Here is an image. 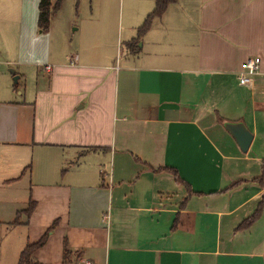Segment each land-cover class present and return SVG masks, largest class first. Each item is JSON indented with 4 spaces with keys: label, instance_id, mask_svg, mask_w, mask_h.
Segmentation results:
<instances>
[{
    "label": "crops",
    "instance_id": "obj_1",
    "mask_svg": "<svg viewBox=\"0 0 264 264\" xmlns=\"http://www.w3.org/2000/svg\"><path fill=\"white\" fill-rule=\"evenodd\" d=\"M40 1H15L21 28L0 49L11 264L52 227L30 264H63L65 241L72 264H264V205L251 220L264 202V0H177L138 40L155 0H128L132 37L113 61L107 31L71 47L42 33ZM96 7L107 22L112 1ZM254 57L260 74L241 86ZM227 124L252 134L247 153Z\"/></svg>",
    "mask_w": 264,
    "mask_h": 264
},
{
    "label": "rangeland",
    "instance_id": "obj_2",
    "mask_svg": "<svg viewBox=\"0 0 264 264\" xmlns=\"http://www.w3.org/2000/svg\"><path fill=\"white\" fill-rule=\"evenodd\" d=\"M16 0H0V49L12 48L14 46V36L21 28L22 10ZM58 0H52L53 17L50 27V34L65 47H71L87 41L94 28L100 31H107L110 49L108 50L111 61L116 59L121 53H125V42L129 41L130 27L132 20L127 16L128 0H110L112 7L108 14L107 22L97 20V2L100 0H61V7L55 9ZM96 21H100L97 24ZM19 29V30H18ZM77 30L78 32H73ZM74 37H71L72 34ZM131 35L132 32H131ZM73 41V43L71 42ZM12 214L0 215V219H13ZM11 234L0 227V241ZM3 242H0V244ZM10 242H4V246ZM14 243V242H13ZM12 246V245H11ZM11 246H8L11 250ZM6 250V249H5ZM14 248L6 255L0 247V264H11ZM7 257V258H6Z\"/></svg>",
    "mask_w": 264,
    "mask_h": 264
},
{
    "label": "trees",
    "instance_id": "obj_3",
    "mask_svg": "<svg viewBox=\"0 0 264 264\" xmlns=\"http://www.w3.org/2000/svg\"><path fill=\"white\" fill-rule=\"evenodd\" d=\"M177 0H155V9L154 11L146 18L143 25L139 28L137 33V39H140L147 31L150 29L151 24L153 20L160 18L165 13L166 9L172 5L175 4ZM61 0L56 4V8L60 7ZM52 0H41L39 5V21H38V28L42 33H47L51 27L52 17H53V11L52 10ZM134 44L135 43H131ZM134 49V46L131 48ZM261 183L264 184V174L261 177ZM264 202H262L251 218V220H256L261 214L262 208H263ZM34 207V203L30 202L29 204V210H27V213L29 214ZM54 227H52L43 237L42 239L30 246H27L25 250L23 251L20 259V264H30V257L31 255L38 249L42 248L50 235V233L53 231ZM70 255L71 251L68 248L67 241H65L64 244V263L63 264H72L70 261Z\"/></svg>",
    "mask_w": 264,
    "mask_h": 264
},
{
    "label": "built area",
    "instance_id": "obj_4",
    "mask_svg": "<svg viewBox=\"0 0 264 264\" xmlns=\"http://www.w3.org/2000/svg\"><path fill=\"white\" fill-rule=\"evenodd\" d=\"M262 60L259 57L249 58L246 60L239 71V84L248 87L252 84L253 78L260 74ZM50 69L49 67L47 68ZM85 264H90L89 262Z\"/></svg>",
    "mask_w": 264,
    "mask_h": 264
},
{
    "label": "water",
    "instance_id": "obj_5",
    "mask_svg": "<svg viewBox=\"0 0 264 264\" xmlns=\"http://www.w3.org/2000/svg\"><path fill=\"white\" fill-rule=\"evenodd\" d=\"M11 73L14 74L13 71ZM14 82L17 84V77L14 78ZM226 128L232 134L242 152L247 153L253 140L252 134L243 124H227Z\"/></svg>",
    "mask_w": 264,
    "mask_h": 264
}]
</instances>
